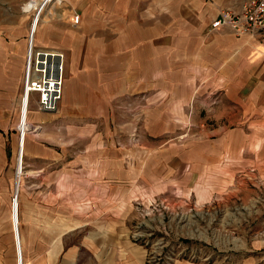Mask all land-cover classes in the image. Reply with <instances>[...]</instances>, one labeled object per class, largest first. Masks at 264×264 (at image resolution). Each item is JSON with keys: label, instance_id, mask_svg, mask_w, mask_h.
Here are the masks:
<instances>
[{"label": "rangeland", "instance_id": "obj_1", "mask_svg": "<svg viewBox=\"0 0 264 264\" xmlns=\"http://www.w3.org/2000/svg\"><path fill=\"white\" fill-rule=\"evenodd\" d=\"M132 1L74 28L63 0H0V264L89 232L127 236L144 264H264V41L211 29L244 0ZM32 28L66 52L76 103L33 101L21 155L9 52Z\"/></svg>", "mask_w": 264, "mask_h": 264}, {"label": "crops", "instance_id": "obj_2", "mask_svg": "<svg viewBox=\"0 0 264 264\" xmlns=\"http://www.w3.org/2000/svg\"><path fill=\"white\" fill-rule=\"evenodd\" d=\"M141 1L143 2L145 0H136L135 5H140ZM152 1H153V6L157 7V3H156L157 0H152ZM246 2L247 0H244L239 11L242 10V7L244 6ZM63 3L67 8L66 11L68 12L69 22L71 26L74 28H76L77 25L79 24L81 27L87 26L88 25L87 21L91 19L93 16H98L99 14H104V17L108 16L109 19H111L114 15H117V14H120L121 16L126 15L129 12V7L134 4L132 0H63ZM142 5L143 4H141L140 6ZM74 14L80 15V22L77 25L72 22V18ZM135 19L139 20L138 14H136ZM232 33L234 34V32ZM234 36L237 39H240V40L243 39L242 37H238L235 34ZM235 44L238 45V43H235ZM39 47H44V46H39ZM22 48H23V45H20L18 49H10L12 53L9 52L11 56L10 63L14 64L12 68V71H13L12 79H13V84L15 85V87L16 85L20 84L21 77H22L21 72H23V69L25 67L26 49H22ZM235 48L238 49V46ZM23 78H24V75H23ZM74 85H75L74 81H68L65 96L69 94V92L71 91L70 92L71 100L76 103V91L73 95V91L75 90ZM65 96L63 97L65 98ZM61 102H64V100ZM26 124H27V119H26L25 126L20 124V131L22 133L27 130L28 126ZM25 137H26V134L24 136V141H25ZM19 139H20V136H19ZM23 148L24 146L22 147L20 151L21 155H23ZM14 208H15L14 211L17 210L16 198L14 201ZM14 220L12 221V224H13V231H14V236H15L16 249L19 252V249H18V245H19L22 251V260H23V249H22V240H21V233H20V217L18 218V223H17V215H14ZM129 244H130V241L128 240L127 236L122 237L118 234L117 235L111 234V235H102L101 237H97L96 235H92L91 232H89L87 235L85 234V235L77 236L76 244L74 240H71L69 242L65 240L64 242L61 241L60 243H53L52 245H50L51 249L46 250L47 253L51 251L50 255L46 257L45 259L38 261L35 264H57V262L58 264H61L59 263L61 260L63 261V264H75V263L76 264H86L84 262H87V264L89 263L91 264H144L143 254L139 252V250L137 249L132 250L129 247ZM115 245L121 246L120 248L121 251H119L118 253L115 252V249H117V247H114ZM123 250L125 251L123 252ZM86 252H88V255L86 254ZM129 255L133 256V259H131ZM59 256H62L61 260H58ZM18 258H19V253H18ZM86 258L87 260H85ZM179 264H190V263H179Z\"/></svg>", "mask_w": 264, "mask_h": 264}, {"label": "built area", "instance_id": "obj_3", "mask_svg": "<svg viewBox=\"0 0 264 264\" xmlns=\"http://www.w3.org/2000/svg\"><path fill=\"white\" fill-rule=\"evenodd\" d=\"M79 21L80 16L76 15L74 23L78 24ZM224 28L231 29L238 37L264 41V0H247L241 11L222 10L212 22L211 29L219 31ZM66 62V52L62 49L39 47L34 40H29L21 104L22 119L20 117V124L24 126L27 119L26 135L32 128L28 118L33 101L36 104L35 111L39 113L52 114L58 110L64 96ZM20 138L22 149L25 141L23 135Z\"/></svg>", "mask_w": 264, "mask_h": 264}, {"label": "bare ground", "instance_id": "obj_4", "mask_svg": "<svg viewBox=\"0 0 264 264\" xmlns=\"http://www.w3.org/2000/svg\"><path fill=\"white\" fill-rule=\"evenodd\" d=\"M34 3H32V4H28V7H27V9H29V10H32V9H36L38 12H39V15H40V13H41V10H42V8L44 7V5L45 4H42V5H39V4H34ZM38 13H36V15H37ZM38 18H39V16H38ZM38 18H37V21H35V19H34V21H33V25H35L36 26V24L35 23H37L38 22ZM35 28V27H34ZM34 35H35V32H34V29L32 28V30H31V33H30V39L31 40H34ZM22 115L23 114H21V119H22ZM31 129V128H30ZM25 134H26V131L25 132H21L20 131V136H22L23 135V137L25 136ZM21 139V138H20ZM20 162H21V160H20ZM19 169H21V168H19ZM20 171V170H19ZM20 173V172H19ZM18 173V176H17V190H19V182H18V180L20 179V174ZM16 193H18L17 191H16ZM17 196H18V194L16 195V207H17ZM17 210H15V212H16ZM21 251V250H20Z\"/></svg>", "mask_w": 264, "mask_h": 264}]
</instances>
